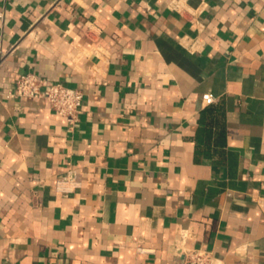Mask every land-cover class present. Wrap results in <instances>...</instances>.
<instances>
[{"label": "crops", "instance_id": "crops-1", "mask_svg": "<svg viewBox=\"0 0 264 264\" xmlns=\"http://www.w3.org/2000/svg\"><path fill=\"white\" fill-rule=\"evenodd\" d=\"M262 204L264 0H0V264H264Z\"/></svg>", "mask_w": 264, "mask_h": 264}, {"label": "built area", "instance_id": "built-area-1", "mask_svg": "<svg viewBox=\"0 0 264 264\" xmlns=\"http://www.w3.org/2000/svg\"><path fill=\"white\" fill-rule=\"evenodd\" d=\"M6 97L43 98L58 114L64 116L69 123L75 122L82 101V92L77 88L66 86L60 82L47 83L34 72H25L15 81L12 90ZM204 104L214 100L211 94L201 96ZM81 182L73 170L55 179V191L61 194L73 192ZM264 212V204L261 205ZM182 256V264H219V260L211 252L201 249L177 248Z\"/></svg>", "mask_w": 264, "mask_h": 264}]
</instances>
